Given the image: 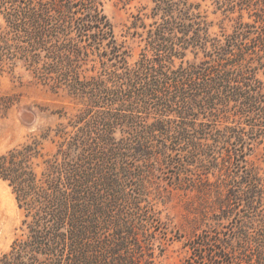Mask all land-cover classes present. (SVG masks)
I'll return each mask as SVG.
<instances>
[{"label":"trees","instance_id":"1","mask_svg":"<svg viewBox=\"0 0 264 264\" xmlns=\"http://www.w3.org/2000/svg\"><path fill=\"white\" fill-rule=\"evenodd\" d=\"M151 2L134 57L104 0H0V77L76 104L0 156L24 211L0 264H157L175 196L201 230L180 264H264V0Z\"/></svg>","mask_w":264,"mask_h":264},{"label":"rangeland","instance_id":"2","mask_svg":"<svg viewBox=\"0 0 264 264\" xmlns=\"http://www.w3.org/2000/svg\"><path fill=\"white\" fill-rule=\"evenodd\" d=\"M152 6L151 0H104V13L109 18L118 40L126 42L134 57L138 56L143 43H140V38H133L132 35L134 32H144L140 27L141 23L148 25L151 22L145 15L150 14ZM201 10H206L208 20L214 23L212 33L220 34L221 25L230 31L232 23L224 21L220 13L214 15V7L209 1L202 2ZM245 20L249 21L246 16ZM201 56L200 54L199 57ZM193 58L194 55L188 52L185 59L192 61ZM75 105L70 98L54 95L44 89L20 64L13 75L1 76L0 156L30 137L39 135L41 129L54 127L58 122V111L64 109L72 113ZM45 149L51 152L53 146L46 144ZM260 153H263L262 149ZM261 166L264 169V164ZM186 202L187 198L175 196L166 204L158 205L163 221L173 230L172 235L181 237V240H175L169 245L164 257L157 260V264H180L189 253L183 247L184 243L201 231L192 222L194 215L190 207V211L187 210ZM23 219L24 211L18 207L11 188L0 179V256L10 250L14 239L21 237Z\"/></svg>","mask_w":264,"mask_h":264}]
</instances>
